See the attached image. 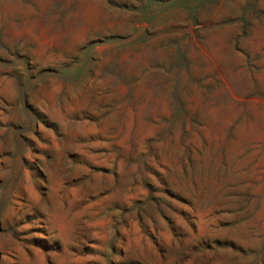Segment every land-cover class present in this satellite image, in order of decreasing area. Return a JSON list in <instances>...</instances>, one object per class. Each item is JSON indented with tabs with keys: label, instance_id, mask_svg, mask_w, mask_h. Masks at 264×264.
Wrapping results in <instances>:
<instances>
[{
	"label": "rangeland",
	"instance_id": "1",
	"mask_svg": "<svg viewBox=\"0 0 264 264\" xmlns=\"http://www.w3.org/2000/svg\"><path fill=\"white\" fill-rule=\"evenodd\" d=\"M0 264H264V0H0Z\"/></svg>",
	"mask_w": 264,
	"mask_h": 264
}]
</instances>
